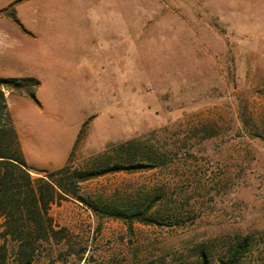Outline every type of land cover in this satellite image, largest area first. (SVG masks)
<instances>
[{
	"label": "rangeland",
	"instance_id": "obj_1",
	"mask_svg": "<svg viewBox=\"0 0 264 264\" xmlns=\"http://www.w3.org/2000/svg\"><path fill=\"white\" fill-rule=\"evenodd\" d=\"M0 77L38 82L5 91L30 167L150 165L50 208L71 253L219 264L246 237L264 263V0H0Z\"/></svg>",
	"mask_w": 264,
	"mask_h": 264
},
{
	"label": "trees",
	"instance_id": "obj_2",
	"mask_svg": "<svg viewBox=\"0 0 264 264\" xmlns=\"http://www.w3.org/2000/svg\"><path fill=\"white\" fill-rule=\"evenodd\" d=\"M12 19L18 24L14 16ZM26 85L31 86L26 95L36 102L33 93L38 85L36 80L0 77V264H35L43 256L55 258L60 264L71 261L73 264H93L85 257V249L77 255L71 253L67 230L55 223L50 208L67 199L84 202L78 195L81 182L109 173L134 172L150 168V165L113 163L99 168L76 169L67 162L54 171L30 167L13 126L5 93L6 90H22ZM90 206L96 210V206ZM112 212V216L125 222L129 229L134 221L154 222L146 217L145 211L116 208ZM248 247V238L237 241L218 259L219 264H239ZM63 255L66 258L62 259ZM202 256L205 264V256Z\"/></svg>",
	"mask_w": 264,
	"mask_h": 264
}]
</instances>
